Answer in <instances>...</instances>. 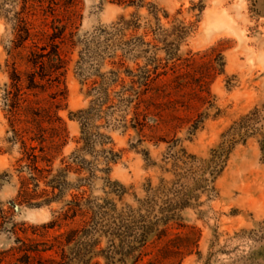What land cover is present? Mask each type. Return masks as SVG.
<instances>
[{"label":"rangeland","instance_id":"374dc122","mask_svg":"<svg viewBox=\"0 0 264 264\" xmlns=\"http://www.w3.org/2000/svg\"><path fill=\"white\" fill-rule=\"evenodd\" d=\"M0 264H264V0H0Z\"/></svg>","mask_w":264,"mask_h":264},{"label":"trees","instance_id":"16d2710c","mask_svg":"<svg viewBox=\"0 0 264 264\" xmlns=\"http://www.w3.org/2000/svg\"><path fill=\"white\" fill-rule=\"evenodd\" d=\"M20 23L21 24H25V20L22 19L20 20ZM27 33H29V31H27ZM36 55H38V57H45L46 54H39V53H36ZM43 64L44 62L42 60H37L35 62V66L37 67H41L43 68ZM36 71L35 73H33V75L35 74L36 75ZM16 79H19L16 75ZM33 83L35 84L36 83V80L35 78L33 79ZM14 86L16 87L17 89V83H14ZM10 93H12L10 90L8 92V95H10ZM17 102H14V104H16ZM18 105H14V108L15 110L18 109ZM90 108L86 111V112H90ZM110 155L111 157L109 158V161H112V160H115V156L117 155L116 153H114L112 150H110ZM23 168H25L26 170L29 171V177H26V176H22V189L20 190L21 192V196L27 201L31 200V199H34L35 197L38 198V197H42L41 194H36L37 193V189H30L29 188V184L32 182V181H35V182H39V180H42V179H46V178H49V180L46 182L47 185L51 186L53 188V191L52 193L54 192L55 189L59 188V186H61V181L63 179V175L62 173L64 171H66L69 167V165H66V167H64L63 169H60V171L53 175L52 174V169H48V168H42L38 165V156L37 155H33L32 158L30 159L29 162H27L25 164V166H23ZM37 186V184L35 185ZM46 193V191H44ZM49 193H47V195H45L44 197H47L45 198V200L42 201V203L40 202H36V203H31V205H35V206H41V204H44V203H50L52 202L56 196H50L48 197ZM76 206L77 204H74V208H71L72 210L76 209ZM70 209V210H71ZM77 210V209H76ZM74 210V211H76ZM145 237V236H144Z\"/></svg>","mask_w":264,"mask_h":264}]
</instances>
